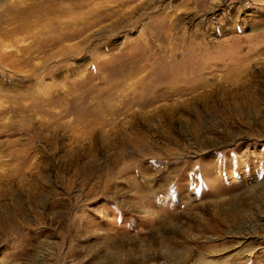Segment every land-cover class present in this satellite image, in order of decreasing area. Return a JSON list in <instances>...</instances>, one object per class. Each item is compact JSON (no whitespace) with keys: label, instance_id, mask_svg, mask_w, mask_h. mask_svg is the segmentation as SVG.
<instances>
[{"label":"rangeland","instance_id":"1","mask_svg":"<svg viewBox=\"0 0 264 264\" xmlns=\"http://www.w3.org/2000/svg\"><path fill=\"white\" fill-rule=\"evenodd\" d=\"M0 264H264V0H0Z\"/></svg>","mask_w":264,"mask_h":264},{"label":"bare ground","instance_id":"2","mask_svg":"<svg viewBox=\"0 0 264 264\" xmlns=\"http://www.w3.org/2000/svg\"><path fill=\"white\" fill-rule=\"evenodd\" d=\"M75 4H76V3H75ZM75 4H74V5H75ZM43 17H45L44 14L40 15L38 18L41 19V18H43ZM235 97H236V96H235Z\"/></svg>","mask_w":264,"mask_h":264}]
</instances>
